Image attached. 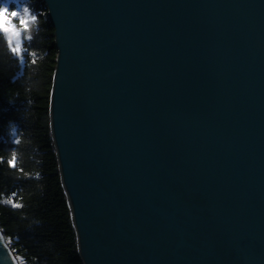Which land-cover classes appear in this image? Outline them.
<instances>
[{"label":"water","instance_id":"water-1","mask_svg":"<svg viewBox=\"0 0 264 264\" xmlns=\"http://www.w3.org/2000/svg\"><path fill=\"white\" fill-rule=\"evenodd\" d=\"M41 1L83 264H264V0Z\"/></svg>","mask_w":264,"mask_h":264},{"label":"trees","instance_id":"trees-1","mask_svg":"<svg viewBox=\"0 0 264 264\" xmlns=\"http://www.w3.org/2000/svg\"><path fill=\"white\" fill-rule=\"evenodd\" d=\"M0 4L8 9L21 4L22 10L27 7L38 17L32 22L24 16L32 39L24 44L23 63L0 34V228L19 262L83 264L49 129L57 55L54 30L41 0H0ZM13 153L15 167L8 163ZM9 199L21 207L6 203Z\"/></svg>","mask_w":264,"mask_h":264},{"label":"snow or ice","instance_id":"snow-or-ice-1","mask_svg":"<svg viewBox=\"0 0 264 264\" xmlns=\"http://www.w3.org/2000/svg\"><path fill=\"white\" fill-rule=\"evenodd\" d=\"M19 15H23L25 17H30L32 22H37V15L31 13L29 8H24L23 13L20 14L16 11H11L9 14V10L5 7H0V34L7 35V44L10 48L12 54L16 56L21 63L24 62V56L27 52V48L24 47L25 42L30 41L32 39V35L29 33V20L28 19H19L18 24L19 28L16 27V18ZM13 39L15 43L13 44ZM31 55L35 56V53H31ZM36 63L35 60L32 61ZM19 143V141H17ZM16 156L13 153L12 159L8 162L10 166L15 167ZM15 196V194H13ZM6 203L11 204L14 208H19L21 205L19 203L13 202L12 199L5 201Z\"/></svg>","mask_w":264,"mask_h":264},{"label":"rangeland","instance_id":"rangeland-1","mask_svg":"<svg viewBox=\"0 0 264 264\" xmlns=\"http://www.w3.org/2000/svg\"><path fill=\"white\" fill-rule=\"evenodd\" d=\"M0 7H5V8H7V5L6 4H0ZM22 5L20 4L19 5V8L17 7V8H15V9H8L9 10V14H10V12L11 11H16V12H18V13H20V14H22ZM17 19L19 20V19H26L23 15H19L18 17H17ZM16 27L17 28H19L18 26H17V23H16ZM4 36H5V38H6V41H7V35L6 34H4ZM15 43V40L13 39V44ZM10 49V48H9Z\"/></svg>","mask_w":264,"mask_h":264}]
</instances>
